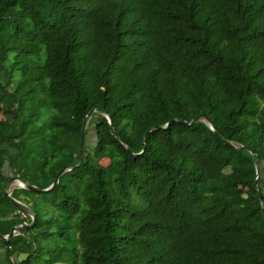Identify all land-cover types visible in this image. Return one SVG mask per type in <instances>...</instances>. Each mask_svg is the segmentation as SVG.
Wrapping results in <instances>:
<instances>
[{
	"label": "trees",
	"instance_id": "16d2710c",
	"mask_svg": "<svg viewBox=\"0 0 264 264\" xmlns=\"http://www.w3.org/2000/svg\"><path fill=\"white\" fill-rule=\"evenodd\" d=\"M0 92L2 235L99 110L0 264H264V0H0Z\"/></svg>",
	"mask_w": 264,
	"mask_h": 264
},
{
	"label": "water",
	"instance_id": "95a60500",
	"mask_svg": "<svg viewBox=\"0 0 264 264\" xmlns=\"http://www.w3.org/2000/svg\"><path fill=\"white\" fill-rule=\"evenodd\" d=\"M93 112H99L98 109L96 108H92L90 109L84 116V119L81 123V126H80V130H79V136H78V142H77V148H76V154H75V163L69 167H62L60 170H58L54 177H53V180L51 182V184H49L47 187L45 188H41V187H38L34 184H31L29 182H26V181H23L21 180L19 177L17 176H14V178L12 180H9V178L6 180V182L3 184V187H2V193H3V196L13 205L15 206L19 211H21L23 213L24 216L28 215L30 217V222L29 223H26V222H20V223H17L15 225H13L7 232V234L5 235H2L0 234V240L2 241H6L8 238H10L12 235H15V234H18L22 231H26L27 229H29L35 222V214L33 211H31L26 205H24L23 203H21L19 200L13 198L11 196V191L12 190H9L8 186L10 183L12 182H15L17 187L19 188H24L28 191H31V192H35V193H46L48 192L50 189H52L55 184L57 183V180H58V177L61 173H63L65 170L67 169H70V168H75L77 167L80 162H81V158H82V148H83V131H84V126H85V121H86V118L88 116H90ZM104 116L105 118L107 119V121L109 122V117L108 115H106L104 113ZM198 119L197 116H194L192 117L189 121H185L183 119H180V118H174V119H171L169 121H167L165 124L163 125H156V126H152L151 128H149L148 130H146V132L144 133L143 137L145 136V134L151 130V129H157V128H165L168 126V124L172 121H176V122H179V123H183L185 125H191L193 122H195L196 120ZM208 126L210 127V129L213 131V133L219 137V135L212 129L211 125L208 124ZM110 133L112 135H114V131L113 129L111 128L110 126ZM126 147V150L131 154V155H137L138 153L136 154H133L129 148L128 145H125ZM142 147H143V143H142ZM238 148H242V149H245L248 151V153L251 155V157L253 158L254 160V165H255V178H254V182H253V185L255 186L256 188V184H257V181H258V175H259V167H258V163L256 161V158H255V154L253 152V150H251L250 148H248L247 146H243V145H239L237 146ZM256 193L257 195L259 196V192L256 190ZM260 204H261V215H262V219L264 221V204H263V201H260Z\"/></svg>",
	"mask_w": 264,
	"mask_h": 264
},
{
	"label": "rangeland",
	"instance_id": "374dc122",
	"mask_svg": "<svg viewBox=\"0 0 264 264\" xmlns=\"http://www.w3.org/2000/svg\"><path fill=\"white\" fill-rule=\"evenodd\" d=\"M0 96H1V92H0ZM3 111L0 114V120H3L6 111H12L13 110V105L11 103H7V104H1ZM93 121L95 120L94 118L92 119ZM84 130H85V136L83 135V147L84 148H89L92 147L95 143V134H94V129L90 123H85L84 126ZM103 165H106L107 161L106 160H101L100 161ZM5 169L7 170V164L4 165ZM260 176V181L262 183V186H264V174L259 173ZM9 190H13L14 188H19L17 187L15 182H12L9 184L8 186ZM19 199L21 200L20 202L23 203L22 201H26L25 197H23V194H19ZM24 204V203H23ZM25 205V204H24ZM23 216V215H22ZM24 217V216H23ZM3 248H0V253H2ZM25 257V253L22 252H16V254L11 255L9 257V260L12 261L14 264H17L20 260H22ZM58 264H62V263H58Z\"/></svg>",
	"mask_w": 264,
	"mask_h": 264
},
{
	"label": "bare ground",
	"instance_id": "6f19581e",
	"mask_svg": "<svg viewBox=\"0 0 264 264\" xmlns=\"http://www.w3.org/2000/svg\"><path fill=\"white\" fill-rule=\"evenodd\" d=\"M87 121V120H86ZM86 121H85V123H86ZM14 178V176L13 177H11L9 180H12Z\"/></svg>",
	"mask_w": 264,
	"mask_h": 264
}]
</instances>
